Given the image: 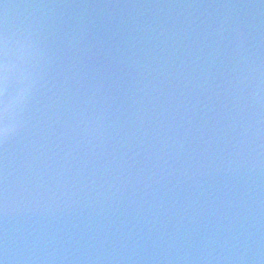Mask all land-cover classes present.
<instances>
[{
	"label": "water",
	"instance_id": "95a60500",
	"mask_svg": "<svg viewBox=\"0 0 264 264\" xmlns=\"http://www.w3.org/2000/svg\"><path fill=\"white\" fill-rule=\"evenodd\" d=\"M4 27L32 45L5 264H264V0H0Z\"/></svg>",
	"mask_w": 264,
	"mask_h": 264
},
{
	"label": "snow or ice",
	"instance_id": "6c2138e0",
	"mask_svg": "<svg viewBox=\"0 0 264 264\" xmlns=\"http://www.w3.org/2000/svg\"><path fill=\"white\" fill-rule=\"evenodd\" d=\"M31 43L27 36L20 34L10 37L6 27L0 29V141L7 144L9 138L16 132L10 121L13 114L19 110L27 101L28 89L23 85L24 76L17 78L29 61L31 55ZM15 86L17 91L9 99L10 87ZM0 185L6 192V183L0 179ZM0 214H7L6 196L0 199ZM0 264H5V259H0Z\"/></svg>",
	"mask_w": 264,
	"mask_h": 264
},
{
	"label": "clouds",
	"instance_id": "9594fccd",
	"mask_svg": "<svg viewBox=\"0 0 264 264\" xmlns=\"http://www.w3.org/2000/svg\"><path fill=\"white\" fill-rule=\"evenodd\" d=\"M5 7L7 8V5H5Z\"/></svg>",
	"mask_w": 264,
	"mask_h": 264
}]
</instances>
